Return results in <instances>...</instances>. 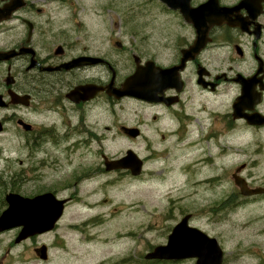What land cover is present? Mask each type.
<instances>
[{
	"label": "flooded vegetation",
	"instance_id": "1",
	"mask_svg": "<svg viewBox=\"0 0 264 264\" xmlns=\"http://www.w3.org/2000/svg\"><path fill=\"white\" fill-rule=\"evenodd\" d=\"M37 1L25 0L24 5L8 17L0 19V53H15L10 58L0 59V95L4 101V104L0 105V120L3 125L0 135L10 134V137L21 139L24 148L28 147L34 150L35 154L43 155L44 158L37 159L35 165L37 169L54 164L56 169L64 170L57 179L45 178V175L40 174L42 177L34 181L33 193L25 194L39 196L50 192L64 201L61 219L71 210V204L84 201L89 210L98 206V201L91 200V195L97 188H92L94 190L82 195V187L87 183L99 181L107 173L120 175L124 173L130 178L138 177L133 176L128 169L107 171L105 156L108 154L102 147L96 150L101 157L100 161L94 162L92 166L84 161L75 163L73 160V154L78 149L75 148L73 135L82 137L86 132L85 127L91 125L95 137L100 138L97 129L104 119L106 105L112 108L115 116V106L122 105V101L143 104L158 113L154 115V120L159 117L165 119V126L162 129L158 127L154 129L160 132L163 139L172 135L176 136V139H181L188 133L187 126L192 121V116L186 110L185 98L188 78L192 77L196 88L198 85L202 91L210 94L219 93L222 86L235 91L231 99V108L226 112V132L234 130L239 125L264 134V122L249 123L247 118H235L233 115V104L240 102L238 114L264 117V0H192V4L197 7L207 4L211 9H227L226 19L220 24L210 25L206 22L200 26L202 31L206 30L207 39L181 71L183 85L181 82L159 93L161 101L158 102L133 97L115 99L109 94L107 86L121 87L125 78L135 71L137 65H144L149 60L162 67L179 64L184 51L197 41V28L188 24L192 34L183 35L175 41L174 48L172 47L173 60L161 64L152 53H146L137 44L128 47L122 44L114 51L106 50L104 40L101 43L91 41L90 44L89 39L93 37L73 35L66 23L57 24L54 20L45 18L46 13ZM10 2L11 0H0V9ZM162 6L168 13L180 16L178 11L163 4ZM122 50L130 52V64L127 68L122 66L120 56ZM80 58L91 60H77ZM65 64H68V67H65ZM199 72L206 86L198 83ZM91 84L105 88L85 100L80 97L71 98V93L78 88ZM114 125L116 120L113 121ZM123 126L140 128L138 124H117L116 128L118 127L125 137L128 136L122 130ZM128 149L130 147L126 150ZM53 153L59 154L60 157L64 155L68 157L64 163H59V158L50 156ZM118 156L120 154L108 155L109 159ZM237 170L233 172V177L236 174L242 175L243 170ZM261 185L264 186L263 183ZM248 186L255 187L249 181ZM227 199L229 203L244 205L264 199V192L243 195L238 189L236 193L228 195ZM100 217L102 215L97 214L91 218ZM183 218L187 219V224L195 228V231H202L217 242L219 249L216 248L217 259L214 264H241L237 262V257L229 258L227 242L222 232L197 226V210L167 212L165 220H168L169 225L163 228L164 240L158 244H166L169 241L175 225ZM61 219L50 231L22 239H19L22 227L0 229V264H14L13 257L17 264L36 260L41 264H70L74 261L75 264L76 262L137 264L135 254L124 258L114 253L103 254L102 258L94 260L92 256L96 250L80 253L79 247L88 244L99 243L104 250L106 244L110 246L114 244L113 238L94 235L92 230L102 229L87 226V223L62 227ZM241 244V241L237 243L238 246ZM51 250H55V253ZM81 255L90 258L80 257ZM253 256L250 263L243 264H264L263 255L253 253ZM148 260L152 262L151 264H184L188 260H193L192 264H197V257Z\"/></svg>",
	"mask_w": 264,
	"mask_h": 264
},
{
	"label": "rangeland",
	"instance_id": "2",
	"mask_svg": "<svg viewBox=\"0 0 264 264\" xmlns=\"http://www.w3.org/2000/svg\"><path fill=\"white\" fill-rule=\"evenodd\" d=\"M37 3L45 11V18L57 24L66 23L71 34L93 37L90 44L104 40L106 50L113 51L118 50L116 41L126 47L137 44L161 64L173 60L175 41L192 34L183 19L168 13L159 0H38ZM129 55L128 50L120 54L124 68L130 64ZM234 95L235 91L226 86L217 94L204 92L198 85L196 88L192 77L188 78L186 110L192 121L181 139L174 135L163 139L154 129H162L165 119L154 120V115H158L154 109L129 100L115 106V116L106 105L104 119L97 129L100 138L95 137L91 125L85 127L82 137L73 135L78 148L73 154L75 163L84 161L92 166L100 161L96 153L99 147L108 155H121L130 147L145 160L139 177L107 173L99 181L82 187L83 196L97 188L91 200L98 201V206L89 210L84 201L71 204L60 226L87 223L102 229L92 230L94 235L113 238L114 244H106L104 250L99 243L84 245L79 247L80 253L96 250L94 260L103 254H119L122 258L135 254L137 264H151L145 255L151 245L163 242V228L169 225L165 220L167 212L185 209L197 210V226L223 233L229 258L237 257V262L243 264L252 261L253 253L264 256V199L244 205L227 202V196L237 190L232 174L242 165H245L242 176L247 181L254 186L264 184V134L239 125L226 132V112ZM117 124H138L142 135L137 139L125 137ZM50 156L59 158V163L68 157L57 153ZM40 158L44 156L24 148L21 139L0 135V213L6 207L4 197L10 189L29 195L35 189V179L42 177L40 174L57 179L64 172L54 164L37 169L35 165ZM97 214L102 217L91 218ZM12 263L17 264L15 257ZM192 263L193 260H188L184 264Z\"/></svg>",
	"mask_w": 264,
	"mask_h": 264
},
{
	"label": "water",
	"instance_id": "3",
	"mask_svg": "<svg viewBox=\"0 0 264 264\" xmlns=\"http://www.w3.org/2000/svg\"><path fill=\"white\" fill-rule=\"evenodd\" d=\"M172 9H179L184 19L192 23L197 28V41L184 52L182 62L178 66L170 68H162L155 65L153 61L146 63V66H137L136 71L129 76L123 83L121 88L111 89L117 98L123 96H133L145 100H158L157 94L163 92L166 88L180 84L179 70L185 65L189 57L198 51L205 43L206 30L202 31L200 26L206 22L210 25L219 24L222 19H226L227 9H211L206 5L200 7H192L191 0H161ZM24 4L23 0H11V2L0 9V19L8 17L15 9ZM12 55H6L10 57ZM4 57V56H3ZM83 60H91L84 58ZM68 67V65H67ZM201 82V80H198ZM99 88L93 85L82 88L84 97L89 96L91 91H97ZM95 93V92H94ZM0 104L2 102L0 101ZM241 108L240 102L234 103L235 117H241L243 114H238V109ZM251 123H256L255 120L245 116ZM258 120V119H256ZM260 121V119H259ZM1 130V123H0ZM132 136H137L139 130L136 128H126ZM107 169L112 168H129L133 174L137 175L141 172L143 161L133 152L128 151L127 155L106 162ZM237 184L241 187L243 193L249 194L261 189L250 190L246 187L243 179H237ZM8 207L0 215V229L22 226L23 230L19 235V239L41 233L54 227L57 220L60 218L63 211L64 201L56 199L51 193H45L34 197H25L19 193L10 192L6 195ZM196 229L187 226L186 219L179 223L167 245H160L146 255L147 258H185L198 257L197 264H214L216 262V248L219 249L216 243L211 244L204 241L202 238H207L202 232L195 231ZM197 232V233H196ZM216 244V245H215Z\"/></svg>",
	"mask_w": 264,
	"mask_h": 264
}]
</instances>
